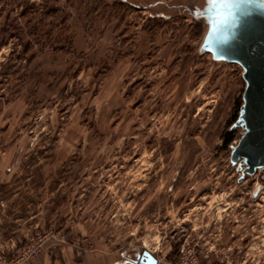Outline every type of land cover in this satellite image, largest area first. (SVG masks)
<instances>
[{
    "label": "rangeland",
    "instance_id": "374dc122",
    "mask_svg": "<svg viewBox=\"0 0 264 264\" xmlns=\"http://www.w3.org/2000/svg\"><path fill=\"white\" fill-rule=\"evenodd\" d=\"M179 2L0 0V264H264L242 67Z\"/></svg>",
    "mask_w": 264,
    "mask_h": 264
},
{
    "label": "water",
    "instance_id": "95a60500",
    "mask_svg": "<svg viewBox=\"0 0 264 264\" xmlns=\"http://www.w3.org/2000/svg\"><path fill=\"white\" fill-rule=\"evenodd\" d=\"M179 1L182 12L204 25L198 52H209L214 60L236 62L242 67L245 81L242 102L229 127V131L241 128L237 142L230 144V163L241 173V180L245 174L264 167V0H238L233 6L235 27L226 23L215 35L210 32L208 0ZM258 190L259 187L253 196ZM134 261L162 264L146 250Z\"/></svg>",
    "mask_w": 264,
    "mask_h": 264
},
{
    "label": "snow or ice",
    "instance_id": "6c2138e0",
    "mask_svg": "<svg viewBox=\"0 0 264 264\" xmlns=\"http://www.w3.org/2000/svg\"><path fill=\"white\" fill-rule=\"evenodd\" d=\"M237 2L238 0H208L211 6L209 9L210 15L208 16L210 32L215 35L226 23H231V26L235 27L237 17L234 15L233 6ZM226 39L225 37L224 40ZM217 58L224 59L222 56H217Z\"/></svg>",
    "mask_w": 264,
    "mask_h": 264
},
{
    "label": "crops",
    "instance_id": "0c3cea01",
    "mask_svg": "<svg viewBox=\"0 0 264 264\" xmlns=\"http://www.w3.org/2000/svg\"><path fill=\"white\" fill-rule=\"evenodd\" d=\"M61 254L62 252H59V254H53L49 250H46L43 257L38 261H34L33 264H72V259H70L71 256L67 255V250L63 258H60ZM80 264H84V262H81Z\"/></svg>",
    "mask_w": 264,
    "mask_h": 264
},
{
    "label": "trees",
    "instance_id": "16d2710c",
    "mask_svg": "<svg viewBox=\"0 0 264 264\" xmlns=\"http://www.w3.org/2000/svg\"><path fill=\"white\" fill-rule=\"evenodd\" d=\"M2 44H4V40H0V47L2 46ZM232 131H228L227 132V136L225 138V144H229L232 140Z\"/></svg>",
    "mask_w": 264,
    "mask_h": 264
},
{
    "label": "flooded vegetation",
    "instance_id": "af4514ba",
    "mask_svg": "<svg viewBox=\"0 0 264 264\" xmlns=\"http://www.w3.org/2000/svg\"><path fill=\"white\" fill-rule=\"evenodd\" d=\"M141 254H142V253H139V254H137V255H139V256H140Z\"/></svg>",
    "mask_w": 264,
    "mask_h": 264
}]
</instances>
